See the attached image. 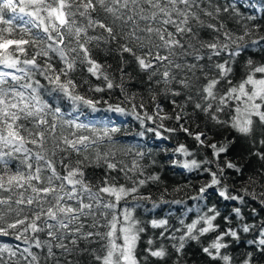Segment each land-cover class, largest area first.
<instances>
[{"label": "snow or ice", "instance_id": "6c2138e0", "mask_svg": "<svg viewBox=\"0 0 264 264\" xmlns=\"http://www.w3.org/2000/svg\"><path fill=\"white\" fill-rule=\"evenodd\" d=\"M257 3L251 6L259 18L241 13L236 0H0V264H80L85 257L88 264H149L151 258L161 264L172 255L181 264L186 245L209 235L197 250L210 264H264V223L247 222L241 207L250 197L264 211V165L236 190L225 173L243 175L244 168L240 160L222 159L245 141L249 156L264 161V55L243 61L239 71L245 53L264 54V0ZM102 46L118 60L119 82L110 65L94 58ZM128 67L147 77L151 114L143 99L129 95ZM85 72L103 87L78 79ZM114 89L119 102L94 98ZM158 95L171 97V114L161 115ZM188 106L203 114L206 128L210 121L233 139L210 142L211 129L191 131ZM107 113L132 117L144 129L141 137L160 138L158 129L183 132L197 151L210 152L197 160L184 144L172 149L170 166L208 176L187 197L196 202L192 207L187 199H166V186L159 198L145 193L149 184L163 183L159 174H147L143 161L151 153L119 147L120 128ZM166 120L178 127L166 128ZM257 184L259 193L249 191ZM213 193L240 206L222 216L208 207ZM161 205L185 209L179 228L170 227V217L137 218L138 210L151 215ZM149 227L172 243L157 246L149 237L141 259L138 246ZM245 243L238 258L228 254L233 244Z\"/></svg>", "mask_w": 264, "mask_h": 264}, {"label": "trees", "instance_id": "16d2710c", "mask_svg": "<svg viewBox=\"0 0 264 264\" xmlns=\"http://www.w3.org/2000/svg\"><path fill=\"white\" fill-rule=\"evenodd\" d=\"M223 3V0H220ZM239 11L244 15H257L259 18L260 14L254 11V8L251 5H256L259 7L260 5L257 3V0H236ZM10 15V14H9ZM229 27H232L230 24ZM264 35V33H261ZM255 53V54H253ZM261 54L257 50L253 49L249 52L245 53L242 57L239 58V71H243V61L251 58L256 60L257 62L260 61ZM94 58L98 60V62L104 65H110V73L113 74L116 78V81L119 82L120 73L116 70L118 60L115 55H109L107 50L102 46L98 51L94 52ZM238 75V73H235ZM78 79L87 78L90 80L91 85L96 86L99 85L103 87V82L97 80L95 77H89V75L85 72L83 77H80L79 73H77ZM147 77L143 76L142 74L138 73L132 67L127 68L126 73V88L129 92V95L136 94L137 100L136 102L139 103L141 99L145 102L147 108L151 111L155 109V104L150 100V93L148 92V85H147ZM87 85L85 89L82 91V94L86 92ZM104 97L106 99H110L111 102L116 103L120 100L119 90L114 89L111 91L109 95L108 92L105 93H96L94 94V98ZM178 103L183 102V97L176 98ZM171 97L165 98L163 95L157 96V103L163 108V112L161 115L165 113H172V105L170 103ZM103 107V105H101ZM187 111L191 114V121L186 123V126L190 127V130L193 132L197 131H209V135L212 137V141L220 140L223 137H227L228 139H233V135H230L227 131L223 129L215 128L212 126L211 122H208V127H205V119L202 113L196 114L193 112L191 106L187 107ZM105 114H100L97 116L96 119L99 120L101 116ZM107 117L110 118L109 123L114 124L115 126L120 128V132L117 136L121 139V144L119 147L127 148L128 145H139L138 149L144 151L145 153H151L150 156L145 157L143 163L149 165L147 168V174H159L162 179V184L157 186L155 184H149L147 188L144 190L145 193L151 192L154 198H159L160 192L163 191L164 187L166 186L168 189V194L166 195V199L173 200V199H187V197H191L196 194L198 191V187L201 183L208 180V176L203 174L202 172L194 170L193 172H188L182 168L172 167L170 166V160L173 158L172 149L179 146L180 144H184L188 147L189 151L194 152L195 158L197 160H201L204 158L205 155L210 156V152L205 149H201L197 151V145L195 141L187 134L183 132H176V133H168L164 129H158L163 133V136L160 138L155 137L154 133L152 132H145L144 136L141 137L139 134L144 131L143 128L139 126V123L135 121L130 116H119L118 114L107 113ZM91 119L92 117H87ZM223 118V117H222ZM159 123V121H157ZM164 125L166 128L168 127H178L174 120H166L164 121ZM199 125V127H197ZM148 127H155L152 125L151 122L148 123ZM220 132L221 135H217L216 133ZM164 137H167L165 139ZM248 145L245 141H240L237 143L236 147L233 149L232 153L229 154L228 157H222V159H233V160H240L241 167L244 168L243 175L233 172L232 170H228L225 173V182L229 184L230 187L235 188L236 190H240L247 185V180L250 176H254L257 171L261 170V166L264 165V161H260L257 157H250L249 152L247 151ZM133 156H128L126 159L127 163H131ZM242 158V159H241ZM184 159V157H181ZM155 160L156 164L152 165L151 161ZM250 160V162H249ZM93 171L90 170L89 175L91 176ZM94 174L97 177H101L103 173L100 169H95ZM123 182V181H122ZM180 185H189L188 187L184 188L180 192H174L173 189L179 187ZM256 191L259 193L262 189L260 184L253 186H249V191ZM242 194V193H241ZM195 201L187 199V206L192 207L195 204ZM204 203V202H201ZM208 207H212L213 205L216 206L217 210L221 212V215H228L231 208L234 206H240L237 202L232 201H224L222 198H219L215 193L211 194L208 198ZM150 207V205H149ZM242 212L245 215V220L249 223L260 224L264 223V211L261 210L262 206L259 203V200L253 201L251 198H248L247 206H241ZM256 208V214L253 216L251 214V210ZM184 208L182 206L177 205H161L160 208L155 209L151 215L147 212L138 210L136 215L137 218L143 221H147L153 218L160 219V218H169V225L172 228H179L178 218H180L184 212ZM206 211V209H205ZM195 218V214H189L186 217V222H191V219ZM235 220V218H234ZM219 223L223 224V220L218 218ZM226 226V225H225ZM235 226V223L234 225ZM159 229H151L149 227L148 231L143 235L142 242L138 246V252L140 253L141 259H143L144 252L143 249L146 247V241L149 237H155L157 239V246L160 244H164L166 246L170 245L172 241L169 240H161L159 238ZM179 235V233H177ZM245 241L247 239H251V234H243ZM213 237L209 235L207 240L212 239ZM207 240H202L201 244L198 245L195 242H190V246L186 245L187 251L184 255V259L182 260L181 264H210L209 258L204 256L200 251L197 249L201 246H206ZM4 242L10 243L15 245L17 242L10 238H4ZM239 244V241H237ZM246 249H248L247 244H242L239 247L236 244H233L228 249V254L239 257L241 253H243ZM169 251L171 252V248L169 247ZM176 259L175 255L170 256L161 264H173V261ZM80 264H88V258L85 257ZM149 264H157L155 258H151Z\"/></svg>", "mask_w": 264, "mask_h": 264}]
</instances>
